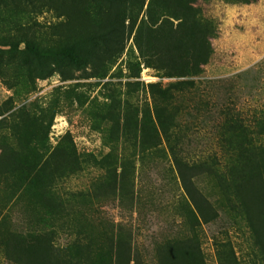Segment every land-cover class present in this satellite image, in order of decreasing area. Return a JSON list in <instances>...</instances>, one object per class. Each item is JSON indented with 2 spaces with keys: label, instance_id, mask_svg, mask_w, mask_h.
I'll return each instance as SVG.
<instances>
[{
  "label": "rangeland",
  "instance_id": "rangeland-1",
  "mask_svg": "<svg viewBox=\"0 0 264 264\" xmlns=\"http://www.w3.org/2000/svg\"><path fill=\"white\" fill-rule=\"evenodd\" d=\"M0 264H264V0H0Z\"/></svg>",
  "mask_w": 264,
  "mask_h": 264
}]
</instances>
